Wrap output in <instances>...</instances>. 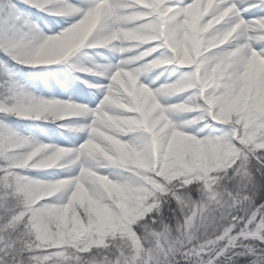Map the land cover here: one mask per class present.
I'll use <instances>...</instances> for the list:
<instances>
[{"label": "snow or ice", "instance_id": "1", "mask_svg": "<svg viewBox=\"0 0 264 264\" xmlns=\"http://www.w3.org/2000/svg\"><path fill=\"white\" fill-rule=\"evenodd\" d=\"M0 264H264V0H0Z\"/></svg>", "mask_w": 264, "mask_h": 264}]
</instances>
